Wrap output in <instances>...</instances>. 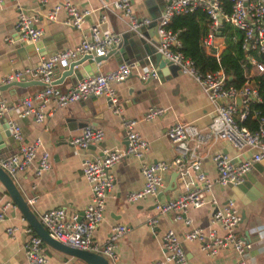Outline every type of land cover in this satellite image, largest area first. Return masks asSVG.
Listing matches in <instances>:
<instances>
[{"label":"built area","instance_id":"1","mask_svg":"<svg viewBox=\"0 0 264 264\" xmlns=\"http://www.w3.org/2000/svg\"><path fill=\"white\" fill-rule=\"evenodd\" d=\"M16 10L14 30L18 41L29 44L39 41L43 32L33 25L34 18L27 16L19 0H11ZM41 3L46 0H39ZM3 0H0V5ZM225 2L229 5L226 7ZM109 5L128 20V28L137 30L155 21L156 45L155 49L165 59L178 67L181 74L190 77L205 94L212 106L210 121L205 128H197L189 122L175 121L165 131L167 139L175 146L177 156L171 162L155 161L145 162L143 152L147 148V141L136 130L139 122H148L163 115L164 109L159 106L147 107L138 117H128L118 101L112 84H118L134 75L140 81H149L158 77L155 67L151 64L140 65L137 60L120 62L114 68L102 71L97 69L90 75L79 78L73 85L64 90L59 89L52 82L55 68H62L73 60L77 54H90L92 56L107 55L116 49L121 42L119 32L101 30L99 23L89 25L82 29L86 11L78 9L70 0H58L44 14L47 21H53L60 10L64 11L62 23L79 33V41L75 46L66 47L49 53L34 65L12 70L0 77V85L24 80H37L43 86L29 95L21 98L16 105H7L0 100V118L6 112L14 110L19 116L33 117L34 122L41 123L50 111L56 107H64L73 102L85 100L91 96H103L109 104L111 112L119 120L126 145L123 148H105L97 158H83L80 164L81 176L89 186L90 200L82 211L81 219L76 214L66 215L64 208L55 207L39 215V223L46 233L63 245L78 250H86L104 256L109 263L116 262L117 240L127 232L128 228L120 223L111 226L102 243L93 239V232L99 222L105 207V198L113 185L112 167L123 157H132L138 161L142 175V185L138 189L128 191L125 201L129 204L155 196L162 187V175L169 169H174L182 181L191 173L192 180L185 183L186 189L173 199L156 202V214L149 218L147 223L153 227L158 217L173 212L176 220L185 225L190 223L186 216L188 208L198 209L205 204L215 208L210 216V224L217 225L223 230L218 236L213 228H190L181 236L173 230H166L161 236V246L164 250L163 260H155L150 264H188L187 257L181 247V241H198L200 249L209 256H214L219 248L230 247L238 256L236 264H246L243 255L250 247L249 243L240 240L234 229L240 221V215L234 207L233 201L227 200L218 205L215 198L206 199L213 184L221 186L241 183L244 174L250 169L252 163L264 158V116L254 106L261 102L253 76L264 79V0H165L159 15L155 19L149 17L137 18L129 0H111ZM201 10L206 17V34L200 43L205 52L218 58L220 47L224 48V40L219 28L227 24L240 33L239 47L246 55L249 66L243 82L238 85L230 84L228 76L219 66L211 71H200L193 62L186 58L179 50L178 31H172L168 24L174 15ZM104 17L102 16L101 19ZM236 40V37H232ZM12 41L11 39H8ZM222 48V49H223ZM236 98H239L240 105ZM53 105L46 110L47 104ZM254 122L255 126L249 128L242 124L246 119ZM9 133L17 142V146L10 154L0 153V168L8 175L33 168L35 176L50 169L49 154L41 148L40 139L31 143H23L21 127L14 121H8ZM103 130L91 125H84L78 134L72 136L68 143L76 148L85 149L96 144L103 138ZM208 140H221L228 143L236 151H249L247 159L233 161L222 152H215L211 160L216 170L214 180H208L200 171V158L196 148ZM5 203L0 207V223L5 218ZM19 228L11 223L5 227L6 235L14 239ZM25 239L21 248L26 264H46L44 253L45 244L41 238L26 225L22 228Z\"/></svg>","mask_w":264,"mask_h":264},{"label":"crops","instance_id":"2","mask_svg":"<svg viewBox=\"0 0 264 264\" xmlns=\"http://www.w3.org/2000/svg\"><path fill=\"white\" fill-rule=\"evenodd\" d=\"M58 0H19L18 4L23 12L34 18L33 25L42 30L43 38L50 39L48 46H56L55 50L75 46L79 41V33L62 23L64 11L60 10L53 21L44 18L46 11ZM111 0H70L78 9L86 11L82 29L89 25L99 23L101 30L119 32L128 44V52L123 50L124 56L129 60L142 62L148 65L145 51L156 45V26L150 23L137 30L128 28V20L111 8ZM131 9L137 18L149 17L155 19L159 15L165 0H129ZM104 17L101 19V17ZM16 10L11 0H3L0 5V77L15 69L34 65L49 53L28 54L26 51L20 55L16 52L19 46L18 36L14 30ZM91 22V23H90ZM56 35V40L52 37ZM11 39L12 41H9ZM25 45V43H21ZM225 47V46H224ZM223 46L219 51L222 52ZM89 60L80 66L89 70ZM119 60L110 56L101 61L98 69L107 71L114 68ZM151 64V63H149ZM158 67H155L157 69ZM61 69L55 68L53 79L59 76ZM87 75L86 73H84ZM63 79L56 86L64 90L73 85L79 78ZM41 85L27 87H10L0 91V100L7 105H16L21 98L39 90ZM123 113L128 117H138L147 107L159 106L164 109L162 116L148 122H139L136 130L147 141V148L142 159L145 162L164 161L171 162L177 156L175 146L165 136V131L175 121L189 122L197 128H205L210 121L212 106L199 86L179 70H170L162 66L158 77L149 81H140L130 75L118 84H112ZM53 103L49 102L46 110ZM7 121H14L22 129L23 143H31L40 139L41 148L45 149L50 158V169L35 176L33 168L11 176L15 187L28 204L30 210L39 219V215L51 208L62 207L67 216L76 214L81 216L82 211L90 200L89 186L81 176L80 164L83 158H97L105 148H123L124 135L119 120L111 112L109 104L103 96H91L85 100L73 102L64 107H56L50 111L41 123H36L31 115L19 116L10 110L3 116ZM91 125L103 130V138L85 149L76 148L68 140L78 134L81 127ZM17 144H0L1 154H10ZM215 152L226 154L233 161L247 159L249 151H236L228 143L216 140L199 145L196 154L200 158V171L208 180H214L216 170L211 160ZM174 169H169L162 175V192L160 200L155 196L129 204L125 201L128 191L138 189L142 185V175L138 161L132 157H123L113 165V185L105 198V207L102 220L93 232V239L99 244L103 242L112 225L120 223L128 230L116 242L118 260L110 264H150L155 260H163L164 250L161 246V236L168 230H173L181 236L190 228H213L218 236L223 235V230L217 225L210 224V216L215 208L205 204L201 208H188L186 216L190 223L185 225L174 218L173 212L158 217L157 223L151 227L147 221L156 214L154 204L173 199L186 189L185 183L192 180L190 173L184 181L178 177L174 186L166 189L167 183ZM254 180L250 186V198L243 202L236 198L229 185L213 184L206 199L215 198L218 205H223L227 200L233 201L234 207L240 215V221L234 229V234L250 247L245 251L243 259L246 264H264V158L252 163L247 171ZM166 189V190H164ZM9 203L5 209V220L0 223V264H26L21 248L25 235L22 228L28 225L18 209L11 203L9 196L0 184V207ZM242 214V218H241ZM13 224L19 228L16 238L11 239L5 233V227ZM29 226V225H28ZM181 247L187 257L188 264H236L237 254L230 247L219 248L216 255L209 256L200 249L198 241H181ZM44 253L47 257L46 264H85L83 261L68 256L45 245ZM162 264H172L163 262Z\"/></svg>","mask_w":264,"mask_h":264},{"label":"water","instance_id":"3","mask_svg":"<svg viewBox=\"0 0 264 264\" xmlns=\"http://www.w3.org/2000/svg\"><path fill=\"white\" fill-rule=\"evenodd\" d=\"M164 4V3H163ZM91 23V22H90ZM151 23L155 24V21H152ZM221 27L218 30V34L221 31ZM125 36H122L121 42L117 45L116 49L109 52L107 55H101V56H92L90 54H77L76 57L69 61L68 64L61 68L60 74L58 77L55 78V80L52 82V84H60L63 79L68 78L70 80L76 79V77L85 76L84 73L87 75L92 74L97 69V64L101 61L107 60L110 56L114 57L116 60H119L120 62H127L129 61V57L124 56L122 53L123 50L128 52V44L130 42H127L124 40ZM54 40H56V35L52 37ZM156 39V38H155ZM50 39L43 38L35 43H29L22 45L19 43L18 48L16 49V52L20 55H22L25 51L28 54L33 53H51L55 51L56 46L50 47L48 46V41ZM145 55L148 57V64L151 63L154 67H158L156 69L157 74L158 71L162 68V66L167 67L169 70L171 68H175L178 70V67L176 65H173L170 61L165 59L159 52L156 51L155 47L149 49L148 51L144 52ZM89 60V70L86 68H83L80 66L84 61ZM140 65H142V62H140ZM143 66V65H142ZM228 80H231V77H228ZM30 85H41L43 84L40 81L37 80H24L21 79L19 81H12L3 85H0V91H4L9 89L10 87L16 86V87H27ZM236 102L238 105H240L239 98H236ZM9 124L5 117L0 118V144L5 143L6 141L8 143H14L16 142L10 135L8 130ZM125 139V138H124ZM17 144V142H16ZM126 145V141H124V146ZM178 177V174L176 171L172 172L170 176V180L167 183L166 189H171L174 186V180ZM0 184L6 191L7 195L10 198L11 203L15 205V207L18 209L26 223L33 229V231L41 238V240L44 242L45 245L53 248L54 250L61 252L63 254H66L68 256L74 257L76 259H79L83 261L85 264H110L109 261L102 255L89 252L86 250H78L72 247H68L66 245L61 244L57 240L51 238L44 228L41 226L39 221L36 219L32 211L30 210L28 204L24 200V198L21 196L17 188L15 187L12 179L10 176H8L1 168H0ZM254 184V180L249 176V174L246 172L243 176V180L241 183L235 184V185H229L230 190L234 194L236 198L241 199L243 202L245 199L242 198L246 197V199L250 198L249 190L250 186ZM164 189V190H166ZM162 192H158L156 195V200H160ZM156 203L154 204L155 207ZM82 216V214H81ZM81 216H79L77 219L80 220ZM242 218V214H241Z\"/></svg>","mask_w":264,"mask_h":264},{"label":"trees","instance_id":"4","mask_svg":"<svg viewBox=\"0 0 264 264\" xmlns=\"http://www.w3.org/2000/svg\"><path fill=\"white\" fill-rule=\"evenodd\" d=\"M226 7L229 3L225 2ZM206 17L197 9L192 12L172 16L168 28L178 31L177 37L180 42L179 50L189 58L194 66L200 71H211L221 67L224 73L231 77L230 84L238 86L243 80L249 66L246 62V55L239 47L240 33L227 24H223L221 36L224 40V49L218 58L208 55L200 40L206 34ZM235 36L236 40L232 37ZM261 102L254 107L264 116V79L261 76H253ZM249 128L255 126L248 118L242 123Z\"/></svg>","mask_w":264,"mask_h":264}]
</instances>
